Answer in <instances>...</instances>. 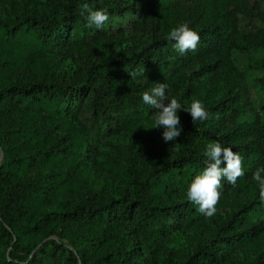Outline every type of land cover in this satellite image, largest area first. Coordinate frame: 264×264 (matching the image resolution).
Returning a JSON list of instances; mask_svg holds the SVG:
<instances>
[{
	"label": "trees",
	"instance_id": "1",
	"mask_svg": "<svg viewBox=\"0 0 264 264\" xmlns=\"http://www.w3.org/2000/svg\"><path fill=\"white\" fill-rule=\"evenodd\" d=\"M85 4L107 10L102 29ZM182 23L200 36L184 54L167 38ZM114 36L123 52L100 44ZM254 48L264 0H0V264H264V218L251 216L264 118L239 120L253 100L233 61ZM249 65L264 69V54ZM207 72L232 84L204 97L205 121L179 109L181 135L165 142L143 93L163 82L190 107ZM213 142L242 156L244 175L222 180L207 218L187 191Z\"/></svg>",
	"mask_w": 264,
	"mask_h": 264
},
{
	"label": "clouds",
	"instance_id": "2",
	"mask_svg": "<svg viewBox=\"0 0 264 264\" xmlns=\"http://www.w3.org/2000/svg\"><path fill=\"white\" fill-rule=\"evenodd\" d=\"M84 11L88 27L102 29L109 20L107 10H91L85 4ZM168 40L174 41L173 47L180 53L195 51L200 41L199 34L190 28L188 24L182 23L174 27L168 33ZM145 69L139 72L129 73L132 79L141 75ZM168 85L163 82L157 83L150 91H145L142 96L144 104L154 107L156 112L155 127H162V138L165 142H175L181 135V122L177 114L183 107L184 111L190 113L193 123L205 121L209 118L204 104L200 100H193L190 107H184L176 98H171L166 94ZM167 101V103H165ZM148 128V127H146ZM205 167L191 182L187 199L189 202L198 205L199 211L207 218L213 217L217 208L216 205L221 197L222 180H226L230 185L235 186L239 177L244 175L242 167V156L233 151L231 147L222 146L219 142L207 145ZM226 162V163H224ZM224 163V166H222ZM264 167L258 168L252 176L259 187V200L264 202Z\"/></svg>",
	"mask_w": 264,
	"mask_h": 264
},
{
	"label": "rangeland",
	"instance_id": "3",
	"mask_svg": "<svg viewBox=\"0 0 264 264\" xmlns=\"http://www.w3.org/2000/svg\"><path fill=\"white\" fill-rule=\"evenodd\" d=\"M240 24L246 30L251 28H256L262 26L263 23L259 18H255L253 20L246 19L244 17L241 18ZM121 40L114 37H108L100 41V44L105 45L107 47L113 48L115 51L123 52L124 48L120 45ZM119 47V48H118ZM116 48V49H115ZM96 49V48H95ZM82 56L85 59H90L91 57L96 55V51H92V47L85 46L82 51ZM264 54V50L262 48H254L249 51H240L234 50L233 52V61L235 65L244 72L245 82L249 89L250 99L253 100L252 105L243 113L239 115V120H253L257 117L264 118V111L262 110V104L264 102V90L260 84V77L264 74L263 68H252L250 67V59L251 57H261ZM232 84L228 78L223 77L215 72H207L196 80L195 84V93L198 97V100L203 102L204 97H210L214 99L220 98V96L228 90V87ZM251 216L253 218H264V203L261 204L254 212H252ZM83 222L80 223H72L70 225L71 228H81Z\"/></svg>",
	"mask_w": 264,
	"mask_h": 264
}]
</instances>
